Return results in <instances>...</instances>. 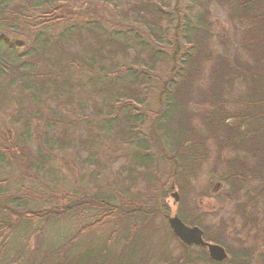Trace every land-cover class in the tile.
Masks as SVG:
<instances>
[{
  "label": "rangeland",
  "instance_id": "obj_1",
  "mask_svg": "<svg viewBox=\"0 0 264 264\" xmlns=\"http://www.w3.org/2000/svg\"><path fill=\"white\" fill-rule=\"evenodd\" d=\"M224 1L63 0L59 11L53 10L56 4L43 1L44 5H32L22 13L24 19L6 32L7 39L26 50L34 48L20 62L42 78L34 76L31 88L23 87L29 79L11 86L0 80V264H55L91 253L98 264L104 256L121 255L130 238L144 250L141 264H185V255L197 258L194 264H212L202 253L197 255L199 247L187 251L188 246L172 234L166 216L175 214L226 251L238 255L250 250L249 258L238 264H264L262 182L254 178L234 190V184L242 183L223 176L225 166L242 161L264 165V136L232 140L220 128L222 142L217 140L224 151L217 156L219 143L209 138L201 162L183 156L179 163L184 151L155 143L156 116L165 105L161 93L165 87L171 89L166 84L173 65L188 49L183 28L185 23L190 28L196 15H202L201 3L208 11L203 14L210 25L209 46L224 56L236 53L237 58L254 59L256 69H264L263 46L250 44L247 53L240 51L243 25ZM49 12L54 14L47 21ZM260 24L264 31V23ZM35 35L41 36L37 42ZM255 36L259 37L251 38ZM43 39L48 40L47 50L40 56L35 50ZM155 51L160 54L150 61L154 58L150 52ZM209 57L187 104L195 115H172L166 127L172 137L181 138L186 134L181 129L188 125V130L211 132L199 121L206 106L198 95L208 91L217 77L213 71L217 60ZM148 69L149 80L138 87V99L144 102L134 107L143 119L136 131L151 147L150 163L143 167L136 165L139 151L129 144L137 140L108 125L106 116L110 108L124 103H114L123 89L133 87L128 71ZM55 72L57 84L47 82L46 75L53 79ZM242 81L250 83L249 78ZM234 83L236 92L241 90L240 82ZM243 92L230 96L243 99ZM255 148L260 155L252 152ZM231 155L238 158L229 159ZM98 200L104 208L93 206ZM241 205L254 206L245 216H252V221L245 225ZM65 210L57 218L46 216Z\"/></svg>",
  "mask_w": 264,
  "mask_h": 264
},
{
  "label": "trees",
  "instance_id": "obj_2",
  "mask_svg": "<svg viewBox=\"0 0 264 264\" xmlns=\"http://www.w3.org/2000/svg\"><path fill=\"white\" fill-rule=\"evenodd\" d=\"M43 1H45L48 5L56 4V7L53 10L59 11L60 3L63 0H0V80H7V82H4L7 86L16 84L21 85L23 80L29 79V81L23 85V87L31 88L30 80H32L34 76L38 77L39 75L40 79L42 78L41 74H34L32 72V66L27 68V70L23 69V62H20L22 57L25 58V56L31 53L34 48L26 50L25 45L20 46L18 43L8 41L7 33L11 31L14 24H16L19 20L24 19V17L22 18V13L27 12L32 5L34 7L44 5ZM101 1L106 2L107 0ZM224 2H226V4H228L230 8L233 9L234 12L232 17L236 19V22L243 25L240 32L241 41L239 46L242 54L243 51L247 53L248 50L245 49L250 44H257L264 47V31L262 25L260 24L264 23V18L260 19L264 16V0H259L257 4L254 0H225ZM200 7L203 10V13H208L202 3ZM52 8H50V10H52ZM160 10V8L154 10L156 17L158 18L160 16ZM203 13L202 15H196V18L190 28L187 27L189 24L185 23L186 27L183 28V35L187 41L185 43H187L188 49L182 55L181 60L173 65L172 79L166 84V86H170L171 89H169V91L166 90V87L163 89L164 91H162L161 97H165L164 109H161V114L156 116L157 119L155 126L159 135V139L157 138L158 140H156L155 143L162 145L164 142H166L169 147L177 149L178 152L184 151L182 156L179 157V163L181 162V159H183V156L189 158L188 160L193 159L196 162H201L205 155H207L206 151L208 149L205 144L209 138L213 137V140L217 143H219L218 140L222 142V140L219 139L222 137L219 135L220 131L222 130L220 128H223L226 132L231 134L230 138L232 140H236L238 138H249L254 134H261L264 136V69L257 70L255 67L257 62L254 59L250 61V59L247 57L237 58L235 55L236 53H234L232 56H224L222 54L216 53L215 50L208 44L209 33L206 29L207 27L209 28L210 25L205 21L206 14L204 15ZM53 14V12H49L47 15V21L51 20H49V18L53 17ZM3 30L4 32H1ZM252 35H259V37L255 36L254 38H251ZM40 38V35H35V42L39 41ZM43 40V42L39 43L38 50H35V54L37 55L42 54L43 49L47 50L46 46L48 40ZM33 46L34 45L31 47ZM23 52L26 55H24ZM150 54H153L154 56V58L149 57L150 61H154L157 59L156 56L160 53L155 51L150 52ZM211 55H213L217 60V62L214 63L217 68L213 69V71H217L215 74L217 77L212 80L208 91L203 89L204 91H201L198 94L201 97V101H203L206 106V109L201 112L202 116L200 115L201 118L199 121L204 126L209 125L212 128L211 132L204 133L200 132L199 130H188L190 128V125H188L181 129V132L186 130V134L182 133L183 136L181 138H179L177 135L172 137V135L167 134L168 132L166 131V127L168 126L167 124L169 123L171 116L173 115V117H175L176 114L186 116L188 113H195L187 106V104L189 101L193 100L192 94L195 92V81L199 79L198 77L202 65L203 63L205 64V61H207ZM261 63L264 64V58ZM150 71L152 70H134V72L128 71L130 78L132 79L130 84L133 87H130L129 89H123L122 95L117 96L115 99L116 102L114 103L116 104L120 100H123L124 103L122 105H118L115 110L110 108L106 116L108 125L113 127L118 126V132L123 131L128 137L130 136L133 138L134 141L137 140V142H131L129 144H131L132 147L137 148L139 151L136 157H134L136 165L143 167L146 166L147 163H150L148 158L149 155L147 153L151 147H148L143 136L138 131H136V129L142 125L143 119L140 114H137V112L134 110V107L140 106L144 102V100L138 99V87H141V83L143 81L144 84L147 83L150 78ZM58 76L59 74L55 72V75L51 77L53 79H50V76L46 75L45 80L47 82H51L52 84H57ZM246 78H249L250 83H245L244 85L241 84V82H243L242 80ZM236 80L240 82L238 85L241 87V90L238 92H236L237 86H235L234 83ZM216 82H218V84ZM242 91H244L243 93H246L244 95L245 98L243 99L241 96L235 97L236 95H233L234 98L230 96L234 93L240 94ZM181 132H177V134L181 136ZM137 137L139 139H136ZM160 141H162V143ZM218 148L220 150H217V156H221V152L224 151V149L220 143ZM229 151L235 152V149H230ZM254 151L259 155L261 153L259 148L252 150V152ZM248 154L252 155L251 153ZM231 157L238 158L237 155L228 156L229 159ZM257 157L258 155H256V158ZM258 164L256 165L255 162L251 164L249 161H242L239 165L228 166L227 168L225 166L224 169H226V172L223 174V176L225 179L232 178L233 180L235 179L237 182L242 183L239 184V186L234 184L232 186L234 190L238 189L239 187L246 184V182L253 180L254 178H259L262 182L260 192L262 195H264V165ZM102 203L103 202L101 200H98L93 203V206L104 208L105 205ZM241 206L242 207L239 210L242 211L241 214L243 217H245L246 214H249V211L254 208L253 205H251L250 209H247V207H244L243 205ZM62 213L65 214L67 211L51 212L46 216L49 218H57L60 217V214ZM254 213L255 212H252V214ZM247 217L248 219L246 217L244 218V225L247 221H252V216L248 215ZM208 240L213 242L210 238H208ZM127 241L128 243L121 250V255L115 256L112 259L111 257L108 258V256H104L99 263H96L141 264L142 261H140L139 257L140 255L144 254V250H140L138 248L137 245L139 243L135 242V244H133L134 241H132L131 238L127 239ZM214 242L216 243L217 241ZM184 248L187 251L196 250L195 247ZM198 250V256L202 253L206 260L212 264H215L214 261L209 260L206 251L203 248ZM226 252L228 254V258L225 263L231 261L238 264L244 262L250 256V250L248 249L240 250V252L238 251V255H235L229 251ZM123 254H125V257H123ZM196 260L198 259L189 258L187 255H185L183 259L185 264H194ZM94 263L95 257L91 253L79 256L77 260L75 258H62L59 263L55 264Z\"/></svg>",
  "mask_w": 264,
  "mask_h": 264
},
{
  "label": "water",
  "instance_id": "obj_3",
  "mask_svg": "<svg viewBox=\"0 0 264 264\" xmlns=\"http://www.w3.org/2000/svg\"><path fill=\"white\" fill-rule=\"evenodd\" d=\"M173 189V187H172ZM171 197L176 202L178 196L176 192L171 194ZM168 226L172 234L184 245L205 247L209 259L215 262H224L227 259L225 249L217 244L207 243L202 239V231L198 227L186 226L177 216H166Z\"/></svg>",
  "mask_w": 264,
  "mask_h": 264
},
{
  "label": "flooded vegetation",
  "instance_id": "obj_4",
  "mask_svg": "<svg viewBox=\"0 0 264 264\" xmlns=\"http://www.w3.org/2000/svg\"><path fill=\"white\" fill-rule=\"evenodd\" d=\"M172 216H174V215H172ZM175 216H177L186 226L188 225L189 227H192V226H194V224H192V223H190V224H186L185 223V220H183L182 218H180L179 217V215H176L175 214ZM202 233H204V232H202ZM202 239L205 241V242H207V243H211V244H217V245H219L218 243H212V242H210V241H206L205 239H204V236H203V234H202ZM188 247H192V246H188ZM199 248H203L205 251H206V248L205 247H199ZM206 253H207V251H206Z\"/></svg>",
  "mask_w": 264,
  "mask_h": 264
}]
</instances>
